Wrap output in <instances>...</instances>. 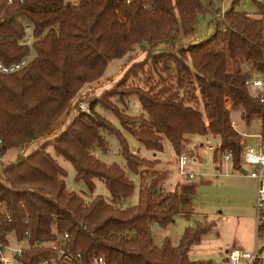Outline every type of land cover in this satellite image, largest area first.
<instances>
[{
  "label": "trees",
  "instance_id": "obj_1",
  "mask_svg": "<svg viewBox=\"0 0 264 264\" xmlns=\"http://www.w3.org/2000/svg\"><path fill=\"white\" fill-rule=\"evenodd\" d=\"M236 3L233 0L223 12L214 10V0L0 4V61L10 64L32 53L22 69L0 73V201L6 210L0 213L2 227L19 237L27 232L30 243L53 239L54 230L59 236L67 233L68 247L80 260L71 264L87 263L93 255L103 256L106 264H210L190 259L188 252L214 220L184 227L176 246L167 237L160 246L154 244L150 223L166 227L192 190H166L167 171L155 168L160 160L133 153L123 131L154 153L163 151L165 136L176 155L186 150L189 134L216 136L213 160L228 152L238 171L243 140L232 125V112L238 110L246 120L260 117L264 144V108L247 88L252 72L264 70V8L256 2L259 12L253 16L237 10ZM207 11L215 14L212 32L184 46L183 39L194 33L199 16ZM27 25L31 32L25 41ZM136 47L144 57L131 62L60 133L29 154L2 160L9 149L36 139L84 86L99 80L111 60ZM133 94L146 116H131L121 107ZM97 106L112 111L120 128L100 115ZM104 134L117 138L126 170L93 154L95 147L108 150ZM49 146L71 162L75 179L83 180L90 192L99 178L115 201L134 191L128 171L139 175L137 203L123 208L102 195L86 201L68 190L67 172L47 151ZM263 232L261 224L258 236ZM49 253L31 247L20 261L39 264Z\"/></svg>",
  "mask_w": 264,
  "mask_h": 264
},
{
  "label": "rangeland",
  "instance_id": "obj_2",
  "mask_svg": "<svg viewBox=\"0 0 264 264\" xmlns=\"http://www.w3.org/2000/svg\"><path fill=\"white\" fill-rule=\"evenodd\" d=\"M65 1L70 2L72 4H76L78 2V0H65ZM232 1L233 0H214V5H213L214 10L216 8H219L221 12H223L231 5ZM256 2L262 3L264 8V0H237L235 8L239 11L251 14L253 16H257L259 12V7ZM213 15L215 14L214 13L212 14V12L207 11L206 13L199 16L194 33L188 38H184L182 44L186 46L188 44L199 42L204 38H206L213 30V25L211 23V19ZM263 23H264V15H263ZM144 54L145 53L143 50H141V48L136 47L129 54L123 56L122 58L111 60L106 66L99 80L84 86L81 92H79V94L77 95L76 100L78 102L79 101L83 102L87 107L88 103L92 101L95 97H97L103 89L108 88L112 84V82L115 79H117L120 76V74L128 67V65L131 62L141 60L144 57ZM31 55L32 53L30 54V58ZM143 76H145V74H141V77ZM74 102L75 100L70 102L63 110L57 112V114H55V116L48 122V124L45 126L41 134H39V136L36 139L27 143V145H25L24 147L9 149L3 156L2 160L3 161L12 160L15 158L17 154H29L34 149L38 148V146L45 139L60 133L70 122L71 118L73 117V114H75L78 111L74 106ZM121 107L125 108L127 114L131 116H139V115L146 116L145 112L142 110V107L139 103L138 97L135 94L127 97L126 105L125 106L122 105ZM95 110L100 115L108 119L115 127L120 128L119 121L116 115L112 111L106 110L100 106H97ZM67 112L70 113L68 116H67ZM232 121H235L236 130L242 135V140H244L245 138L243 136L244 133L256 135L261 132V120L258 115H253L249 120L246 121V119L240 116V112L238 110H234L232 112ZM156 130L158 133H160L158 129ZM123 133L127 137L129 141L130 149L133 153L141 157H146V158L152 157L151 155L153 153L152 151L144 148L143 145L140 144L135 137L129 135L124 131ZM104 136L108 142V150L106 152H103L100 150L99 147H95V149L93 150V154L103 162L106 163L115 162L126 170L127 168L125 166V160L123 159V157L120 155L119 152V144L117 138L113 134H104ZM187 137L189 138V142L186 146V150L184 151V153L185 154L187 153L189 162L187 164L186 170L194 172L193 177L178 176L177 167H176L178 155L175 154V152L171 147L170 142L165 136H163V151L158 154L159 158L161 159L159 168L161 170L167 171V177L163 181L165 188L174 189L175 186H177L178 191L181 193L192 187L191 183L198 179L197 174L199 171L205 173L215 170V166L211 159L212 151H210L207 146L216 144L218 142V137L212 135L202 136L198 134H189L187 135ZM246 139H247V143L251 146L255 147V145L258 143V139L255 136L252 137L251 135V137L249 136ZM47 151L66 170L67 174L64 179L68 190L75 191L76 193L81 195L86 201H90L96 195L105 196L106 200L109 201L110 203L115 201L110 196L109 191L107 190L101 179L99 178L94 179L95 189L93 190V192H90L83 180L75 179V170L70 161L66 160L60 155H57L51 146L47 148ZM196 156H198V161L195 164L191 163V160ZM223 164L228 165L230 164V162L223 161ZM246 169H249V166H247ZM128 174L131 177V179L134 181V191L127 198V200L123 202L122 205L123 208L133 206L138 201L139 176L129 171ZM200 195L201 194H196L194 196L193 200L195 203L196 201L199 200ZM209 195H211V191H209ZM256 201H257V196H256ZM256 201H255V217H256V234H257L258 208ZM180 219H181L180 216L176 217V219H174L166 227H161L156 222H151L150 233L154 244L160 246L163 240L167 237L170 238V240H172L171 242L173 246H176L179 242L183 228L193 224L191 222L188 225H183V223L180 222ZM262 246H264V237H261L259 239L257 246L253 249H246L242 246H234L232 248L254 253V252H258V250ZM229 248H227L226 250H228ZM224 252L225 251H223L222 256L218 254L213 255V257H211L212 262H210V264H226L224 261ZM188 255L189 258L192 260H195V258H199L201 256L196 254L195 251H191V250L190 252H188Z\"/></svg>",
  "mask_w": 264,
  "mask_h": 264
},
{
  "label": "crops",
  "instance_id": "obj_3",
  "mask_svg": "<svg viewBox=\"0 0 264 264\" xmlns=\"http://www.w3.org/2000/svg\"><path fill=\"white\" fill-rule=\"evenodd\" d=\"M69 114L67 112V116ZM246 134L244 140L247 142V137H251V135L252 137L255 136L258 139L255 148H260L261 140L258 136L260 133L256 135ZM218 144L219 138L216 144H212L213 146L207 144L213 147V150H211L210 146H207L212 151L211 159L215 170L205 173L197 171L198 179L191 183V188L182 193H186L188 190H192V192L184 195L180 212L174 217L176 219V217L180 216V222L183 225H188L191 222L194 224L198 221L204 223L211 220L215 221V225L208 232L202 234L199 240L192 244L189 249V252L191 250L201 255L199 258H195V260H208L210 262H212L211 257L213 255L218 254L222 256L223 251H226L229 247L242 246L246 249H253L257 246L259 239L264 237V232L261 236L256 234L255 201L258 194L259 182L256 178L249 175L254 166L243 164L242 168L237 171L230 166L231 163L228 165L223 164L224 160L220 158L214 161L213 152ZM262 148H264L263 145ZM158 154L154 152L151 154V158H158L160 160L155 167L156 169H160L159 164L161 162ZM193 159H196L197 162L198 156ZM247 166H249V169H246ZM163 187L165 188L164 184ZM209 191H211V195H209ZM196 194L201 195L195 203L193 198ZM104 198L106 199L105 196ZM126 200L127 198L111 203L123 207V202ZM263 251L264 246L258 250V252L264 254Z\"/></svg>",
  "mask_w": 264,
  "mask_h": 264
},
{
  "label": "built area",
  "instance_id": "obj_4",
  "mask_svg": "<svg viewBox=\"0 0 264 264\" xmlns=\"http://www.w3.org/2000/svg\"><path fill=\"white\" fill-rule=\"evenodd\" d=\"M18 0H0V4H12ZM30 26L24 28V39L30 35ZM30 61V54H26L16 62L6 64L0 61V73L10 74L22 69ZM247 88L250 95L255 98L258 103L264 108V70L252 72L251 77L247 80ZM74 106L77 110H86V105L74 99ZM229 106V102H227ZM233 127L236 129L235 121H232ZM247 134H243L246 136ZM260 137V148H255L249 145L246 141H242V161L243 164L254 166L253 170L250 171L249 175L254 177L259 182L258 194H257V208H258V219L257 226L264 224V148H262V138ZM213 150V147H209ZM219 158L224 161H230V153L225 152L219 155ZM187 154L184 152L178 154L176 167L177 174L180 177H193L194 172L187 171L188 164ZM196 159H192L191 163H195ZM5 206L0 201V213H5ZM8 220L10 218L7 216ZM55 237L48 241H37L30 243L27 232L25 236L19 237L14 230L4 229L0 221V264H22L20 257L22 253L33 247V248H45L50 253L48 256L41 258L39 264H71L73 262L80 263L77 256H74L68 247L69 236L67 233L58 235L57 231L54 230ZM224 261L226 264H262L264 263V254L261 252H248L241 251L236 248H229L224 252ZM84 264H106V261L101 255H93L87 263Z\"/></svg>",
  "mask_w": 264,
  "mask_h": 264
}]
</instances>
